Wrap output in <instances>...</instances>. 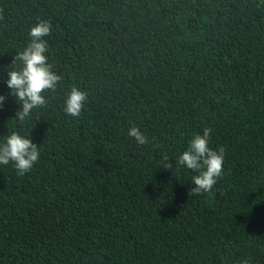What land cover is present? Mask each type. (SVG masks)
I'll list each match as a JSON object with an SVG mask.
<instances>
[{
	"label": "trees",
	"instance_id": "1",
	"mask_svg": "<svg viewBox=\"0 0 264 264\" xmlns=\"http://www.w3.org/2000/svg\"><path fill=\"white\" fill-rule=\"evenodd\" d=\"M0 264H264V0H0ZM62 77L24 122L7 86L39 21ZM75 85L79 117L64 112ZM138 126L150 143L128 135ZM212 128L223 174L196 194L176 166ZM167 155L172 164L165 169Z\"/></svg>",
	"mask_w": 264,
	"mask_h": 264
},
{
	"label": "clouds",
	"instance_id": "2",
	"mask_svg": "<svg viewBox=\"0 0 264 264\" xmlns=\"http://www.w3.org/2000/svg\"><path fill=\"white\" fill-rule=\"evenodd\" d=\"M51 29L52 24L47 20H41L33 26L29 33L30 42L14 57L13 65L19 61L21 66L17 70L7 71V86L11 89V95L15 96L21 105V110L17 111L14 119L16 121L24 122L34 109L45 107L48 101L44 93L55 91L62 80V77L53 71L54 65L48 62L46 55L49 47L45 37L51 34ZM6 99V96L0 95V106ZM87 100L88 93L73 85L65 100L64 112L68 116L79 117ZM212 132V128H205L203 135H195L187 150L175 160L176 166L186 167L198 173L192 177L195 187L190 189L196 194L210 192L223 174L225 149L221 147L219 150H213L210 147ZM128 135L139 145L150 143L138 126L133 125ZM40 149L41 147L34 144L30 138L13 131L0 145V165L12 162L17 174L23 176L39 162ZM163 159L168 162L165 169L173 167L166 154ZM241 264H250V261L244 260Z\"/></svg>",
	"mask_w": 264,
	"mask_h": 264
}]
</instances>
